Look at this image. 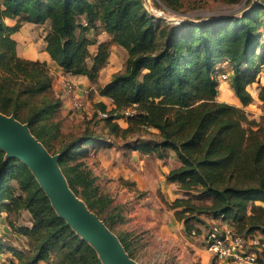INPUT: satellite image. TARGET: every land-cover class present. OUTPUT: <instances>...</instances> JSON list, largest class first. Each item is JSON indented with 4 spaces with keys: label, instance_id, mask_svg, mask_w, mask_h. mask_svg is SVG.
Returning a JSON list of instances; mask_svg holds the SVG:
<instances>
[{
    "label": "trees",
    "instance_id": "trees-1",
    "mask_svg": "<svg viewBox=\"0 0 264 264\" xmlns=\"http://www.w3.org/2000/svg\"><path fill=\"white\" fill-rule=\"evenodd\" d=\"M6 19L16 22L9 25ZM25 22L48 23L44 41L50 59L64 73L85 76L92 84L110 61L111 44L127 52L124 71L97 87L110 100V105L95 104L107 113L106 127L116 136L145 129L149 137L125 143L131 151L156 153L161 159L165 151L173 153L177 166L165 179L178 185L180 196L170 209L185 233H200L195 223L202 222V215L226 221L239 234L259 238L255 264H264V116L250 119L243 110L253 101L247 87L264 66V0H243L236 14L173 25L152 16L143 0H2L0 113L27 123L47 147L51 127L40 122L60 105L59 98L19 117L53 81L45 62L17 54L13 34ZM98 27L107 40L87 35ZM91 44H97L94 53ZM221 74H227L224 82L240 106L217 99ZM258 97L264 100V86ZM129 107L134 113L126 117ZM120 118L126 128L119 126ZM104 145L105 138L84 134L58 151L70 188L98 216L103 208L94 198L93 180L81 171L68 173L78 165L67 169L65 164L82 156L87 146ZM22 209L29 212L31 227L19 231L34 237L35 246L25 260L14 255L19 264H103L96 250L57 214L29 167L0 148V215ZM102 220L113 231L114 220ZM118 238L133 258L128 235Z\"/></svg>",
    "mask_w": 264,
    "mask_h": 264
},
{
    "label": "rangeland",
    "instance_id": "rangeland-1",
    "mask_svg": "<svg viewBox=\"0 0 264 264\" xmlns=\"http://www.w3.org/2000/svg\"><path fill=\"white\" fill-rule=\"evenodd\" d=\"M1 2L2 0H0V6ZM143 4L152 16L173 25L183 20L200 22L215 16L236 14L243 7V0L235 2L229 0H143ZM15 22L16 19L13 24ZM48 30V23L29 30L25 27L20 40H26L30 35H34L37 37L36 41H40V32L47 33ZM91 38L107 40L106 37L100 35L99 27L93 31ZM112 45L114 44L109 47L111 60L99 73L101 81L98 79L96 83L87 86L76 85L75 91L71 94L57 90L55 83L52 82L51 89L41 97L32 99L30 105L20 111L19 117L24 119L28 112L41 106H47L48 101L59 98L60 105L40 122V124H47L51 127V133L47 138L49 145L47 147L42 145L49 154L58 156V158V151L68 142L84 134H94L106 139L108 145L87 146L82 156L67 160L65 167L71 169L78 165L75 171L69 170L68 173L81 171L93 180L94 198L97 200L98 208H103V213L98 216L93 212L99 218L101 217V220L105 218L114 220L113 231H111L117 237L128 235L135 252L132 259L136 262L139 264H211L213 261V264H224L216 260L204 244L207 225L214 221L202 215L200 217L202 222L195 223L200 233L193 232L188 235L183 230L182 221H178L174 211L170 209L171 202L180 196L178 185L167 182L165 179L166 174L177 163L173 153L165 151V157L161 159L156 153L142 154L139 151L129 150L124 146L127 140L149 137L148 132L145 129L134 128L128 134L116 136L110 133L103 117L99 115L100 110L95 105L99 99L97 87L105 80H109L113 74L124 71L128 56L122 48ZM261 86H264V66L256 75L254 85L247 87V90L254 96L251 104L243 107L250 119L259 120L261 116H264V100L258 97ZM220 87L217 99L235 105L233 93L229 95L226 90L227 83ZM75 101L83 105L80 110L75 109ZM18 121L27 124L21 120ZM117 122L122 128L128 126L122 118ZM150 132L156 133L154 129H150ZM58 165L66 178L59 159ZM77 196L80 198L79 195ZM23 227H31V217L26 209L18 213H1L0 261H5V264H19L31 255L35 240L34 237L19 231ZM16 253L21 254L20 261L14 257ZM41 264H51V261L41 262Z\"/></svg>",
    "mask_w": 264,
    "mask_h": 264
},
{
    "label": "water",
    "instance_id": "water-1",
    "mask_svg": "<svg viewBox=\"0 0 264 264\" xmlns=\"http://www.w3.org/2000/svg\"><path fill=\"white\" fill-rule=\"evenodd\" d=\"M0 148L23 161L34 174L57 214L98 253L103 264H139L118 237L68 186L58 156L48 153L28 125L0 113Z\"/></svg>",
    "mask_w": 264,
    "mask_h": 264
},
{
    "label": "built area",
    "instance_id": "built-area-1",
    "mask_svg": "<svg viewBox=\"0 0 264 264\" xmlns=\"http://www.w3.org/2000/svg\"><path fill=\"white\" fill-rule=\"evenodd\" d=\"M102 34H106L102 31ZM227 74H221L219 79L226 80ZM61 90L66 94L75 91V84L62 79ZM74 107L80 110L83 105L75 101ZM134 113L132 107L124 110V116L129 117ZM101 117H106V112H99ZM206 248L213 254L216 260L226 264H255L254 249L259 246V238L255 235L244 236L239 234L234 227L226 221L218 220L208 225L204 236ZM5 264V261H0Z\"/></svg>",
    "mask_w": 264,
    "mask_h": 264
},
{
    "label": "crops",
    "instance_id": "crops-1",
    "mask_svg": "<svg viewBox=\"0 0 264 264\" xmlns=\"http://www.w3.org/2000/svg\"><path fill=\"white\" fill-rule=\"evenodd\" d=\"M5 21H6L7 24L12 25L13 24V21H15V20L6 19ZM42 25H36V24H33V23H28V22L21 23L20 30L18 32H16V33L13 34V38L16 40V43H17V45H16V51H17L18 56H20L21 58H25V59L38 60V61L45 62L47 64V67H48V69L50 71L51 76H53L52 77V80H53L52 82H53V84L55 83V86H56L55 88H57V90H59V91H62L61 90V81H62V79H66V80L74 83L75 86L76 85H78V86H80V85L87 86V85L92 84V83H90L88 81V79L85 76H73V75L64 73L63 70H62V68H60L58 65H56L54 63L53 60L50 59L49 55L45 51L46 43L44 41V37L43 36L45 35L46 32H44V33L42 31L40 32L41 33V37H40L41 39H40V41H36L37 40L36 39L37 37L34 36V35H30V37L27 38L26 40H20L21 33L23 32V30H24L25 27H27L28 30H29L32 27H39V26H42ZM47 29H48V26H47L46 30ZM87 35L89 37L93 36V30H89L88 33H87ZM100 35L107 38L106 34H102V30H100ZM98 41H101V40H98ZM96 46H97V44H91L89 46V50H90L91 53H94L96 51ZM112 46L113 47H116V45H112ZM110 60H111V57H110ZM104 68H102L100 70V72ZM98 79L101 81V77L100 78L98 77ZM106 81H108V80H105L102 83V85ZM224 83H226V82H221V85L220 86H223ZM252 85H254V83L251 84V85H249L248 87H250ZM226 88H227L226 90L228 91L229 95H231L232 94V91L229 89V86L228 85H227ZM98 96H99V99L97 100L98 102H104L107 105H110V100L108 98L102 97L99 94H98ZM233 97H235V96L233 95ZM253 98H254V96H253ZM233 101H234L233 103L235 105L240 106L239 101L237 100L236 97L233 98ZM174 166H177V163ZM211 221H218V220H211Z\"/></svg>",
    "mask_w": 264,
    "mask_h": 264
},
{
    "label": "bare ground",
    "instance_id": "bare-ground-1",
    "mask_svg": "<svg viewBox=\"0 0 264 264\" xmlns=\"http://www.w3.org/2000/svg\"><path fill=\"white\" fill-rule=\"evenodd\" d=\"M221 90H222V88H221ZM7 116V115H6Z\"/></svg>",
    "mask_w": 264,
    "mask_h": 264
}]
</instances>
